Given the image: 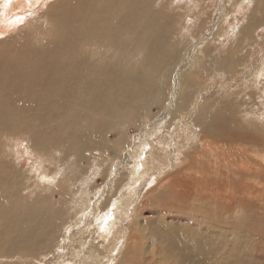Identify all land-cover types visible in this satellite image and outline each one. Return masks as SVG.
<instances>
[{
  "label": "rangeland",
  "instance_id": "374dc122",
  "mask_svg": "<svg viewBox=\"0 0 264 264\" xmlns=\"http://www.w3.org/2000/svg\"><path fill=\"white\" fill-rule=\"evenodd\" d=\"M80 1L55 0L45 6L46 0H0L1 11L3 9L8 11L15 7L9 15L18 12V17L14 20L15 26L22 25L29 18L32 21L27 26L21 27L20 30L15 29L8 31L6 34L0 33V57L19 65L27 50L41 53L44 50L54 49L56 43H58L57 36L59 34L60 43H63L65 37L61 34H69L74 31L70 27L74 24L71 20L73 16L68 15L67 19L70 26H67L63 18V14H66L64 10H71L74 4L77 5ZM103 1L98 0V2ZM164 1L167 3L166 10H169L170 17H175V19L172 18L174 21L173 29L177 32L181 30L180 35L176 36L177 39L173 38L174 43H184L185 50L192 49V52L204 48L207 45L206 41L210 40L208 45L212 51L216 46L220 47L222 45L223 56L226 55L227 57V51L229 52L236 47V36L246 23L248 15L253 11L255 15L257 14L256 16L261 15L263 17L261 13L262 0H236L237 2H234L233 7L231 6V0H204L203 14H198V16L196 11L189 12L192 3L184 5L183 0H157L156 3L160 5ZM5 2H8L9 5L5 6ZM42 6L43 8H41ZM230 10L233 14L229 12ZM109 11L107 8H99L101 16L104 12L107 14ZM183 12L192 15V19L187 21L189 24H185V16H181ZM229 13L232 16L229 18V22L225 24L224 19L229 16ZM193 19L197 20L195 26L190 25V21ZM259 21L260 25L258 26ZM259 21L253 24L255 30L243 41L241 51L237 54L239 55L237 60L238 72L234 75H225L217 71V74L215 73L212 79H209L205 73H209L211 70L205 67L198 70L197 77L199 79L194 76L195 83L199 80L202 81L201 84L200 82L194 83L192 89L195 96L197 92H201V101L198 102V106H195V113H198L200 108L204 106L205 111L210 114L216 115L218 113L225 117H232L230 107L234 106L239 118L242 121L250 122V129L254 131L252 133L258 137L257 142L252 144L254 152L249 151V146H245L244 143L235 141L231 133L228 136L218 134L212 138L208 135L214 146L220 147V152L215 151L216 153L213 155L212 150H206L202 147V142L194 143L192 149H188L187 154L189 155L185 156L184 165L173 167L179 149L178 143L183 139L180 134L182 130H187L191 120L190 115H186L181 120V125L174 131L175 126L177 127L180 124L178 119L180 116H173L175 124L170 126V123L167 130L162 129L169 122L171 113L174 111L173 107H171V110L166 108L169 105L168 103L163 108L154 106L149 115L150 118H147V115L140 118L139 116L136 118L131 117L124 125V132L121 135L112 133L113 136H108L109 131L101 128L97 121L94 122L91 118H88V111L79 117H66V113H60L55 109V106L63 108L62 100H58V97H60L59 91H47L46 93L38 85L39 81H37L35 87L27 90L29 99L26 101L17 100L15 105L9 107L13 114L0 117V173L4 175L3 178L0 175V253L12 254L7 250L10 241L13 240L16 246H21L18 251H24L35 256L34 258L25 257L24 255L4 258L3 255H0L2 257L0 258V264H59L64 259L63 253H68L72 247L79 244L80 239L75 244L71 240L62 241V249L55 246L57 240L62 239L64 233V226L62 225L67 224L70 219L76 218L73 211L75 205L73 204L78 198V193L76 194L71 190V181L68 176H71L72 172H70L68 165H64L66 172H63V175L60 174L61 184L55 192L41 190V188L44 185L50 189L55 187L56 178L59 176L57 169L61 166L62 161L60 159L66 155L65 152L77 153V151L82 150L90 160L93 154L99 156L101 153L97 150H87V144L99 142L100 140L106 141L112 155L105 154V156L103 154V158L98 159V161L105 164L103 165L105 169L107 166L109 168L110 163L114 167L113 172L110 171L108 174L105 172L97 173L99 178L96 181L99 180L98 183L100 184L98 185H101V189L114 185L120 174L126 171V161L131 165V168L137 169L138 165L145 163L146 166L153 169L147 168L149 172L145 174L143 179L137 177V183L134 181L135 178L126 181H124V177L119 178L120 182L118 181L117 184H125L122 193L127 197L134 195L135 199L133 205L130 206V215L126 216L124 222L117 223L112 227L114 228L113 231L120 232L119 235L111 233L107 238H102L100 232L107 230V225H104L100 231L95 228L97 233L95 231L96 236L94 234V239L96 244L99 243L98 251L102 249V251L107 252L108 243L106 240H113V246L110 247L111 251H109L110 258L113 255L120 258L121 256L118 255L127 245L123 257L125 264H260L264 262V115L262 114L264 113V104L262 97L257 96L258 92L264 91L261 87V84H264V75L257 77L256 80L253 79L258 68L264 63V19ZM184 24L193 28L191 33L194 37L196 36L195 41L192 36L183 37L182 26ZM9 25L5 21L0 22V28H4L5 32ZM56 26L57 29L55 30ZM222 26L226 28L223 29ZM217 31L221 36L219 35L218 40L214 41L212 40V33ZM17 45L20 46L15 47ZM215 52L218 53V50H215ZM75 61L86 66L80 74L90 69V62L87 63L88 58L86 56L78 54L69 63ZM121 67L123 68V66ZM174 73H176V70L172 71V79L168 89L177 80L173 77ZM64 79H66L65 69L62 73V81ZM162 85L166 86L164 82H162ZM258 86L259 89H257ZM231 91L234 95H227ZM225 92L227 94H224ZM226 96L227 99L233 100V106H231L230 101L219 104V101L222 102L226 99ZM246 111H253V113L245 116ZM256 112L257 115L262 112L259 116L260 120L257 115H254ZM97 120L99 119L97 118ZM94 125L97 129L93 127ZM14 130L19 132L11 133ZM35 130L45 136V141L39 142L40 146H43V148H50L54 145L60 146L63 155L60 157L55 151L45 155H43V152L38 154L30 141V135ZM172 132L173 134H171ZM163 134L166 136H162V138L166 137L168 139L165 145L169 146L171 144L170 149H175L169 154L170 167L163 163L166 161L159 162L161 161L158 157L161 154L160 146L164 144L162 138L159 137ZM146 137L151 140L143 145L142 155H140V148L134 151L133 156L123 158V162L117 159L114 161L110 158L115 155L116 152L113 150L118 148L119 143L132 142L134 144V142H140L139 140L144 142L147 140H145ZM218 137L224 139H216ZM185 141L187 140L185 139ZM129 149V153L132 154L133 147ZM244 149L248 150L244 152ZM256 151L262 154L263 157H259L255 153ZM243 154L249 157L250 166H246V168L242 166V161H240L244 160ZM51 156H54V158ZM229 157L233 159L239 171L236 167H230L231 173L229 172L227 162ZM93 159L92 156L91 161L84 164L89 169V174L90 171L93 173L94 168H90V166L94 167L95 165ZM2 160H7L17 170H21L20 173L23 177L16 180L15 183L9 180L13 174L5 168ZM34 162L37 165V170L40 171L38 174L30 171ZM162 167H168L165 171L167 173L165 174L166 179L153 188L155 183L151 186L149 184L154 179L158 169ZM181 168L183 172H180ZM235 171H238L239 175L235 174ZM57 174L58 176H56ZM38 180L41 185L40 188L36 187ZM49 180H52V183H49ZM8 182L13 187L9 186ZM45 197H48L47 201H44ZM75 197L77 198L75 199ZM101 198L100 200L96 197L95 215L100 214V210L102 212V208L108 203L107 201L111 200L112 194L107 198L102 196ZM17 201H25L30 205L18 203ZM47 202L50 204L55 202L56 207H50L51 205H47ZM26 206L31 208H29L30 211L25 209ZM34 209H37L36 212ZM48 209L57 212L53 225L50 227L51 235L49 237L53 239V236L56 235V240L52 244L50 241L48 242L51 248L46 250L41 242H30L32 238H27L25 243L24 239H19L14 229L15 224H19V214L31 213V211L35 213L46 212ZM92 215L90 220L95 217ZM102 223H99L98 226ZM81 240L88 241L90 237L84 235ZM22 241L23 243H21ZM88 249L89 247H87V251ZM44 250H46L45 252L53 250V253L48 258L41 253L37 255L38 252ZM254 253L257 258H254ZM77 261L76 258H70V261L64 264H78Z\"/></svg>",
  "mask_w": 264,
  "mask_h": 264
},
{
  "label": "bare ground",
  "instance_id": "6f19581e",
  "mask_svg": "<svg viewBox=\"0 0 264 264\" xmlns=\"http://www.w3.org/2000/svg\"><path fill=\"white\" fill-rule=\"evenodd\" d=\"M54 1L55 0H46L45 6L51 4ZM156 1L118 0L117 2V0H104L103 2H98V0H81L79 4H74L71 10H64V13L66 14H63V18L65 19V23L67 26H70L67 19L68 15L73 16L71 20L74 22V24L70 27H72L74 31L69 34H61L65 37L63 43H60L59 34L57 36L58 43H56L54 49L44 50L41 53L27 50L29 52L26 51L19 65L6 58L2 59V57H0V117L12 115L13 113L9 109V107L15 105L17 100H28L29 93L27 90L35 87L37 85V81H39L38 85L43 88L46 93L47 91L60 92V97H58V100H62L63 108H60L58 106L54 107L55 109L60 111V113H66V117H79L86 113V111H88V118H91L94 122L97 121V124H99L101 128H105L107 131H109L108 136H113L112 133L121 135V133L124 132V125L130 120L131 117L136 118L137 116H139L140 118L141 116L147 115V118H150L149 115L152 112V108L154 106L163 108V106L168 103L169 105L166 108L170 110L171 107L174 108L173 113H171L169 122L165 124L162 129L164 128L167 130V127L170 125V123V126L175 124L173 121V116H180L178 118L180 123L186 115H190V126L188 124L189 127L187 128V130H182V133L180 134V137H182L183 139L180 143H178L179 149L177 152V157L174 160V165H172L173 167L182 166L185 156L189 155L187 154V152H189L188 149L193 147L194 143L196 144L198 142H202V147L206 150H212L214 152L213 155L218 152L220 150V147L214 146V143L209 140L210 138L208 137V135L212 138L217 136L218 134L220 136H228L231 133L235 141L244 143L245 146H249V151H253L252 144H255L257 142L256 139L258 137L257 135L252 133L254 131H251L250 129V122L242 121L239 118L238 112L232 105L233 100H231L229 97V99H227L226 96V99H224L222 102L221 100L219 101V104L225 101L231 102V106H233L230 107L231 113L233 114L232 117H225L218 113H216V115L210 114L205 111L204 106L200 108L198 113H195L194 108L195 106H198L201 101V92H197V95L195 96V92H193L192 89L194 88V83L196 81L194 76L197 77L198 70H202L205 67L211 70L209 73H205L207 74L206 77H209V79H212L215 73L217 74V71L221 72L220 74L223 73L225 75H234L236 74V72H238L237 60L239 55L237 54L239 51H241L243 41L247 39L255 30L253 24L258 22L259 20L264 19V0H262L263 6L261 12L263 17H261V15L256 16L257 14L255 15V12L253 13V11L250 13V15H248L246 23L243 25L240 33H238V35L236 36V47L229 52L227 51V57L226 55L223 56L224 51H222L221 49L222 45L220 47L216 46L212 51L211 47L208 45V43H210V40L206 41L207 45L204 48L198 50L195 48L196 50L194 52H192V49L185 50L186 46H183L184 43H174L173 38L175 39L176 36L178 37L181 30L177 32L173 29L174 21L172 18L174 16L171 18L169 15V10H166V1H164V3H161L160 5H157ZM183 1L184 5L192 3L191 6L188 5L190 6L189 12L192 13L193 11H196L197 16L198 14H203L202 12L204 9V0ZM231 1V6L233 7L234 2L237 1ZM4 5L8 6L9 4L8 2H5ZM43 6L41 8H43ZM1 7L2 5L0 4V22L5 21L10 24L7 27L8 29L6 32L4 28H0L1 34H6L8 31H12L15 29L20 30L21 27L27 26L32 22L29 18L26 19L22 25L15 26L14 20L18 17V12L12 13L11 16L9 15L10 12L14 11L15 7H12L8 11H6L5 9L1 11ZM99 8H107V10L110 11L107 14H105L104 12L105 16L104 14L101 16L102 10L100 13ZM2 12L4 13L2 14ZM229 12L232 13V10H230ZM230 13L229 16H226L224 19L225 24L229 22V18L232 16L230 15ZM181 16H185V24H189V22L187 21L192 19V15H189V13L187 12L181 13ZM196 22L197 20L193 19L192 21H190V25L195 26L197 24ZM185 24L182 26L183 37L192 36L195 41L196 36L194 37L191 33L193 28ZM259 25L260 21L258 23V26ZM222 28L224 29L226 27L222 26ZM56 29L57 26L55 27V30ZM212 35V40L214 41L218 40L219 35L221 36L218 31L212 33ZM125 37L127 38L124 39ZM18 46L20 45H17L15 47ZM196 46L197 44L195 45V47ZM215 50H218V53H216ZM78 54L86 56L88 58L87 63L90 62V69L86 70L82 74L80 73L83 72L86 68L83 63H79L77 61L69 63L70 60ZM121 66H123V68ZM64 69L66 79L62 81V73ZM175 70L176 73L173 74V77L177 80L175 84L172 83L168 89V86L172 79V71ZM263 75L264 63L260 68H258L253 79L256 80L257 77ZM251 76L253 77V75ZM162 82H164L166 86H163ZM197 82L200 81L198 80ZM261 85L262 89L264 90V84ZM259 86L257 87V89H259ZM8 92H10V94H8ZM228 93L229 94L225 92L224 94H227L229 96L234 95L232 91ZM257 96L262 97V101L264 104V91L258 92ZM260 106L261 105L259 104V107ZM259 111L260 110L258 108V112ZM190 112L192 114H189ZM251 113H253V111H246L245 116ZM261 113L257 115L256 112L254 113V115H257V117L259 118V116H261ZM262 114L264 115V113ZM97 118L100 121L97 120ZM180 125L181 123L177 127L175 126L174 131ZM93 127L95 128V125ZM12 132L19 131L14 130L11 131V133ZM173 132L171 134H173ZM162 136L166 135L163 134L159 138H162ZM69 139L71 140L72 138ZM146 139L147 137L145 138V140ZM185 139L187 141H185ZM216 139L224 138L218 137ZM150 140L151 139H147L144 142L139 140L140 142H134V144L132 142L129 143L128 141L127 144H125V142H121L118 144V148H116V150H113L114 152H116L115 155L110 158L114 161L115 159H117L118 161L123 162V158H127V156H133L134 151L140 148V155H142V150L144 148L143 145H146ZM30 141L32 146L35 147L34 149H36L38 154H41L43 152V155H45L46 153H53L55 151V153L59 154L60 157L63 155V151L60 146L54 145L50 148H43V146H40L39 142L45 141V136L38 130H35L34 133L30 135ZM162 141L164 142V144L160 146L161 154L158 157L161 161L159 162L166 161L163 163L169 166L171 165L169 163V154L172 153L171 151H174L175 149H170L171 144L169 146L165 145V143L168 142V139L166 137L162 138ZM108 142L110 141L108 140ZM185 143H187V145H185ZM128 146H130L129 148L133 147L132 154L129 153L128 150L130 149L128 148ZM86 149H92L93 151L97 150L101 153V155L99 156H95L94 154L92 155L95 165L94 167H91L90 165L89 166L90 168H94L93 173L90 171L89 174V169L84 165L85 163L91 161L92 156L89 160V157L84 152H82V150L77 151V153L65 152L66 155L62 156L60 159L62 161L61 166L57 169L59 171V176L58 174L56 175L58 177L56 178L57 182L55 187L50 189L47 188L46 185H44V187L41 188V190H52L55 192L59 188V184H61L60 174L63 175V172H66L64 169V165H68L70 172H72L71 176H68V179L71 181V190H73L76 194L78 193V198L75 197V199H77L75 201V204H73L75 205L73 206V211L75 212L74 215L76 216V218L70 219L67 224L62 225L64 226V233L62 234V239H58L55 246L62 249L61 243L65 242L66 240H71V242L73 241V244L79 241V239L80 241L79 244L72 247V249L69 250L68 253H63L64 259H62L59 264H64L67 261H70V258H76L78 260V264H125L123 257L125 255L124 253L126 252L124 249L127 248V245L120 252V255H118L119 257L121 256L120 258L116 257V255H113L110 258L109 251H111L110 247L113 246V240H106V242L108 243L107 252L102 251V249L98 251L99 248L97 247L99 243L96 244V240L94 239V234L96 231L95 228H98V231H100L104 225H107L108 230L100 232V236L102 238H107L111 233H114L113 235L120 234L119 231V233L117 231H113L114 228H112V225L115 226L117 223L119 224L120 222H124V219L130 213V206L133 204L124 200L126 198L123 197L124 194L122 192L124 191L125 184L122 185L120 183L121 185H119V183L117 184V182L119 181V178L124 177V181L131 178L133 180V178H135L134 181L137 183V177L143 179L145 174L149 172L147 168H153L146 166L145 163H141L140 165H138L137 169L131 168V165L126 161V163L128 164H126V171L120 174L114 185L112 187L107 186V188L101 189V185H98L100 184L98 183L99 180L96 181L97 178H99L97 176V173L105 172L106 174H108L110 173V171L113 172L114 168L112 166L113 164L110 163L109 168L107 166V168L105 169V167L103 166L105 164L98 161V159L103 158V154L112 155L109 145L106 143V141L100 140L99 142H90L89 144H87ZM246 150L244 152H246ZM5 153L7 152L5 151ZM255 153H257V151ZM136 155L138 154L136 153ZM257 155L259 157H263V155L260 153H257ZM51 157L54 158V156ZM242 157H244V160H240L242 161V166L245 168L246 166H250L249 157L245 154H243ZM227 162L229 165L228 170L230 173V167L238 168L232 158L229 157V160ZM2 163L5 168H7L13 174L12 177L9 178V180L15 183L16 180L23 177V175L20 173L21 170H17V168L14 165L8 163L7 160H2ZM167 169L168 167L159 168L157 174L149 185L151 186L153 183H155V185L153 186L154 188L155 186L162 183V181L166 179L165 174L167 173H165V171H167ZM30 171H33L35 174H38L40 172L37 170V165L35 162L30 168ZM181 171L182 168L180 169V172ZM237 172L235 171L234 173L238 174ZM31 175L33 174L31 173ZM1 176L2 178L4 177V175ZM48 182L52 183V180H49ZM37 183L38 185L36 187L40 188L41 185L39 183V180L37 181ZM9 186L13 187V185L10 184ZM101 191H103V193L100 194ZM111 194L112 198L111 200L107 201L108 203L107 205L105 204L106 206L104 208H102V212L100 210V214L95 215L94 205L96 202V197H98L99 199L101 198V196L107 198ZM132 197H134V195ZM120 198L121 204L119 203ZM47 199L48 197H45L44 201H47ZM17 202L30 205V203H25V201ZM54 203L50 204L49 202H47V205H51L50 207L54 208ZM29 208V206L25 207V209H28L30 211L31 208ZM34 210L36 212L37 209ZM35 212L31 211L32 214L29 212L19 214V224H15V232L19 239H24V243L27 241V238H32L30 242H41L45 246L46 250L50 249L51 247H49L48 242L50 241L52 244L56 240V235L53 236V239H51L49 235H51L50 227L53 225V220L57 215V212H52L50 211V209L46 210V212ZM91 214H93L92 216H95L94 218L92 217L93 220H90ZM101 222L103 223L98 226V224ZM84 235L90 237V240H81V237ZM21 243H23V241ZM86 245L87 247H89L88 251ZM101 245L104 246L103 244ZM8 246L9 249L7 251L12 254H4L1 252L0 255H3L2 257L4 258L21 255L34 258L35 256L33 254H27L24 251H18L21 246H16L13 240L10 241ZM46 250L38 252L37 255L41 253L42 255H44V257H50L49 255L53 253V250L51 252H45ZM254 258H257L256 254Z\"/></svg>",
  "mask_w": 264,
  "mask_h": 264
},
{
  "label": "crops",
  "instance_id": "0c3cea01",
  "mask_svg": "<svg viewBox=\"0 0 264 264\" xmlns=\"http://www.w3.org/2000/svg\"><path fill=\"white\" fill-rule=\"evenodd\" d=\"M123 197L126 198V199H124V200H126V201H128V202H130V203H133L134 198H135V197H132V196L127 197L125 194L123 195ZM119 203L121 204V198L119 199ZM112 227H113V225H112ZM107 230H108V228H107Z\"/></svg>",
  "mask_w": 264,
  "mask_h": 264
}]
</instances>
